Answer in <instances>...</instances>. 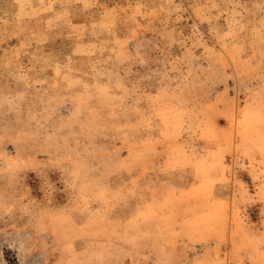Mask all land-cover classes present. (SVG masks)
<instances>
[{"label":"rangeland","instance_id":"1","mask_svg":"<svg viewBox=\"0 0 264 264\" xmlns=\"http://www.w3.org/2000/svg\"><path fill=\"white\" fill-rule=\"evenodd\" d=\"M0 264H264V0H0Z\"/></svg>","mask_w":264,"mask_h":264}]
</instances>
